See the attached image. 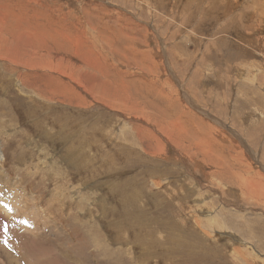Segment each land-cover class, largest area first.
Masks as SVG:
<instances>
[{
  "label": "rangeland",
  "instance_id": "1",
  "mask_svg": "<svg viewBox=\"0 0 264 264\" xmlns=\"http://www.w3.org/2000/svg\"><path fill=\"white\" fill-rule=\"evenodd\" d=\"M0 153V264H264V0H0Z\"/></svg>",
  "mask_w": 264,
  "mask_h": 264
},
{
  "label": "bare ground",
  "instance_id": "2",
  "mask_svg": "<svg viewBox=\"0 0 264 264\" xmlns=\"http://www.w3.org/2000/svg\"><path fill=\"white\" fill-rule=\"evenodd\" d=\"M4 60H5V58H4ZM18 63V62H17ZM13 64V63H12ZM15 64H16V62H15ZM18 65V64H17ZM21 65H23V64H21ZM47 65V64H46ZM19 66V65H18ZM12 67V66H11ZM22 67V66H21ZM50 68H52L51 66H50ZM7 70V69H6ZM10 70V69H9ZM50 70V69H49ZM51 72H52V70H51ZM50 73V72H49ZM0 158H2V156H1V153H0ZM261 175V174H260ZM240 176V175H239ZM262 176V175H261ZM236 179V178H235ZM249 183V182H248ZM251 186H253L252 185V183H251ZM249 188V187H248ZM247 188V189H248Z\"/></svg>",
  "mask_w": 264,
  "mask_h": 264
}]
</instances>
